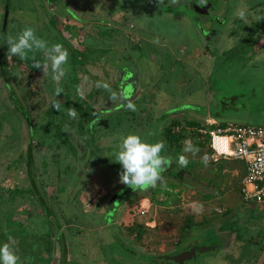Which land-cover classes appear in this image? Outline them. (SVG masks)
Segmentation results:
<instances>
[{"label": "rangeland", "instance_id": "rangeland-1", "mask_svg": "<svg viewBox=\"0 0 264 264\" xmlns=\"http://www.w3.org/2000/svg\"><path fill=\"white\" fill-rule=\"evenodd\" d=\"M207 1L202 15L183 0H11L9 38L32 27L69 53L59 82L32 67L46 62L39 51L0 69V244L29 250L19 264H31L32 244L43 264H175L197 241L214 249L186 264L259 263L264 210L244 201L245 163L215 155L211 134L198 139L189 124L264 127V2ZM129 133L167 158L180 150L190 186L126 188L114 160ZM186 140L198 151L183 152ZM160 187L156 203L144 197Z\"/></svg>", "mask_w": 264, "mask_h": 264}, {"label": "clouds", "instance_id": "clouds-1", "mask_svg": "<svg viewBox=\"0 0 264 264\" xmlns=\"http://www.w3.org/2000/svg\"><path fill=\"white\" fill-rule=\"evenodd\" d=\"M6 42L8 45L7 56L25 59L28 53L39 51L46 62L33 61L32 67L42 69L44 75L51 72V79L59 82L66 75L65 65L68 63V50L60 43L49 44L46 40L38 37L32 27H25L17 36L12 39L5 33H0V43ZM96 88L108 89V85L102 81H97ZM77 93L83 96L81 87H77ZM61 89L57 88L58 94ZM115 98V93L112 94ZM53 108L59 109L58 104H53ZM131 108L132 106L129 105ZM69 116L74 117L75 112L69 110ZM164 145L160 142L149 143L135 133H129L121 137L115 152V162L122 167L120 173L121 183L129 186L133 190H144L149 187H156L161 180L162 173L169 165V158L161 155ZM183 152H195L191 142L184 141ZM180 167H186L189 163L184 155H179L176 160ZM206 162V160H205ZM20 257L11 249L8 243L0 244V264H19Z\"/></svg>", "mask_w": 264, "mask_h": 264}, {"label": "built area", "instance_id": "built-area-1", "mask_svg": "<svg viewBox=\"0 0 264 264\" xmlns=\"http://www.w3.org/2000/svg\"><path fill=\"white\" fill-rule=\"evenodd\" d=\"M211 134V149L218 157H230L246 165L241 192L244 201H253L264 210V127H252L229 123L225 127L207 133ZM227 144L229 152H222L218 146ZM143 214H146L143 207Z\"/></svg>", "mask_w": 264, "mask_h": 264}, {"label": "trees", "instance_id": "trees-1", "mask_svg": "<svg viewBox=\"0 0 264 264\" xmlns=\"http://www.w3.org/2000/svg\"><path fill=\"white\" fill-rule=\"evenodd\" d=\"M8 1H10V0H6V4H7V2ZM191 11H194V9H192ZM195 12V11H194ZM53 21V20H52ZM1 28H3V24L1 25ZM259 29V28H258ZM263 29V28H262ZM260 30V29H259ZM259 30H255L254 32H256L255 34H257V32L259 31ZM7 31H8V26H7V28H6V30L4 31L5 32V34L7 33ZM0 33H2V30H1V32ZM1 44H3V43H0V54L4 57L3 58V62H2V64H0V69H1V74L5 71V68H6V65H5V63L4 62H6L7 61V55H6V50L8 49V45H5V47L3 48V46H1ZM123 78H122V76H121V80H122ZM129 84H130V81L129 80H127L126 82H125V85L124 86H122L123 87V91H124V93L126 92L125 90H127V87L129 86ZM11 86L10 85H8V88L10 89V91H12L11 90V88H10ZM124 96H125V94H124ZM11 98L12 99H16V97H15V95H11ZM16 106L18 107V110L19 111H21L22 113L24 112V110H22V108H21V106H20V103L18 102V101H16ZM216 114L215 115H213L212 114V117L215 119V121H217V122H220V120H222L221 118H223L222 116H221V113H219V112H215ZM23 115H25V113H23ZM225 126H227V124H224V123H222V121L220 122V124L219 125H216V126H212V127H206V126H200L199 125V123H197V122H192V123H190L189 124V128H191V129H193L192 131V134L194 133V134H196L199 138L198 139H201V137H203L204 135L201 133V134H199L198 133V131L197 130H199L200 129V131H203V130H207V129H211V130H214V129H217V128H220V127H225ZM199 128V129H198ZM167 133L169 134V133H171V131H173V129L172 128H168L167 130ZM182 137V136H181ZM179 139L177 140V141H175L174 143H177L178 141H181L182 140V138H180V137H178ZM177 145V144H176ZM182 148V145H181V147H180V149ZM170 149V148H169ZM179 155H181V151L179 150V152H178V154H177V157L179 156ZM174 157H169L170 159H169V161H170V163H169V165L166 167V170L162 173V178H161V180L162 181H164V178L165 177H168V179L170 178V180H173L172 182H170V183H173L174 185H179V186H181V185H183V186H186L187 185V187L188 186H190V184L189 183H187L185 180H184V177L182 176V173H184L183 171H186V169L184 168V169H182L180 166H178L177 164H176V160H177V157L175 156V155H173ZM31 159V158H30ZM29 159V160H30ZM194 162L192 161V160H190V164H193ZM173 167V172H174V174H172L171 173V175H170V173H168L167 171H170L171 170V168ZM176 170H178V171H176ZM176 171V172H175ZM32 185L33 186H35L33 183H32ZM126 188H130L129 186H127ZM125 188V189H126ZM160 189H161V187L160 188H158V191H154V192H152V193H148L147 195L148 196H144V197H146V198H149V199H151V200H153V202H155L156 203V200H155V194L156 193H158L159 191H160ZM129 190H131V189H129ZM38 200V199H37ZM39 202H40V199L38 200ZM0 238H2L3 240H4V236H3V234L2 235H0ZM21 241H24V237H21ZM21 241H20V243L18 242V245L20 246L22 243H21ZM27 242V241H26ZM31 253H30V263L31 264H43L44 263V257L42 256V254H41V252L39 253H35V250L33 249V244L31 245ZM28 252H29V250H27L26 252H22V253H20V257H21V259L23 258V259H25V258H28L29 256L28 255H26V254H28ZM19 253V252H18ZM64 255H65V250H64ZM28 256V257H27ZM33 256V261H32V259H31V257ZM67 256V255H66ZM64 260H65V258H64Z\"/></svg>", "mask_w": 264, "mask_h": 264}, {"label": "water", "instance_id": "water-1", "mask_svg": "<svg viewBox=\"0 0 264 264\" xmlns=\"http://www.w3.org/2000/svg\"><path fill=\"white\" fill-rule=\"evenodd\" d=\"M201 2L202 0H194L193 9L195 10V12L203 15L204 13H206V10ZM10 3H11V0L7 2L6 8H5L3 31L6 30L8 22H9V15L11 11ZM213 249H214V245H207V244L206 245L203 244L201 246L195 245V246H192L190 249L183 251L181 254L170 256L167 260L174 262L175 264H186V262L193 261L194 259H196L199 253L203 254L204 252H208ZM258 264H264V252L262 253Z\"/></svg>", "mask_w": 264, "mask_h": 264}, {"label": "flooded vegetation", "instance_id": "flooded-vegetation-1", "mask_svg": "<svg viewBox=\"0 0 264 264\" xmlns=\"http://www.w3.org/2000/svg\"><path fill=\"white\" fill-rule=\"evenodd\" d=\"M153 1H157L158 3H162V4H168V2H170V1H172V0H153ZM183 1H185L186 2V4H187V8L188 9H190V10H192L193 9V4H194V0H183ZM263 2H264V0H263ZM202 4H203V6H204V8H205V10H206V12L207 11H209V9H210V5L208 4V1L207 0H202V2H201ZM204 10V9H203ZM261 12L264 14V7L261 9ZM264 18V17H263ZM263 46H264V44H263ZM201 242V241H200ZM199 241H197V242H194V243H192V244H189L188 246H186V247H184V248H182V250L180 249L179 251H177V252H183V251H185V250H188V249H190L192 246H195V245H202L201 243H200ZM177 252H175L174 254H176ZM262 252H264V247H263V249H262ZM257 262V261H256Z\"/></svg>", "mask_w": 264, "mask_h": 264}, {"label": "bare ground", "instance_id": "bare-ground-1", "mask_svg": "<svg viewBox=\"0 0 264 264\" xmlns=\"http://www.w3.org/2000/svg\"><path fill=\"white\" fill-rule=\"evenodd\" d=\"M218 148H219V150L222 151V152H226V153L229 152V149H228L227 144H222L221 146H218Z\"/></svg>", "mask_w": 264, "mask_h": 264}, {"label": "crops", "instance_id": "crops-1", "mask_svg": "<svg viewBox=\"0 0 264 264\" xmlns=\"http://www.w3.org/2000/svg\"><path fill=\"white\" fill-rule=\"evenodd\" d=\"M259 28H260V27H259ZM261 28H262V27H261ZM206 244L208 245V244H210V243H206ZM212 244H214V243L211 242V245H212ZM186 246H187V245H186ZM262 249H263V248H262Z\"/></svg>", "mask_w": 264, "mask_h": 264}]
</instances>
